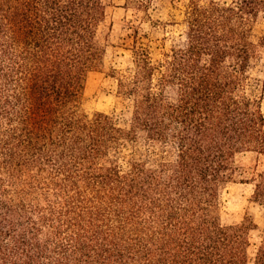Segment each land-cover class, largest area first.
<instances>
[{
    "label": "trees",
    "instance_id": "1",
    "mask_svg": "<svg viewBox=\"0 0 264 264\" xmlns=\"http://www.w3.org/2000/svg\"><path fill=\"white\" fill-rule=\"evenodd\" d=\"M108 3L0 0V264H249L255 225H224L219 195L249 183L264 205V167L240 164L264 157V0H185L166 21L125 0L124 125L82 110Z\"/></svg>",
    "mask_w": 264,
    "mask_h": 264
},
{
    "label": "rangeland",
    "instance_id": "2",
    "mask_svg": "<svg viewBox=\"0 0 264 264\" xmlns=\"http://www.w3.org/2000/svg\"><path fill=\"white\" fill-rule=\"evenodd\" d=\"M106 16L103 26V43L105 55L101 69L87 73L83 89L82 110L88 114L103 112L113 115L118 123L124 125L128 120L126 103L115 95V81L109 76L111 67L121 69L130 64V50L128 44L130 38L127 33L131 32L129 24L137 23L136 15L141 13L128 8L125 0H108ZM185 0H174L175 8L171 6L170 0H152L149 8L150 17L153 20L166 21L169 14L177 15L176 7ZM207 1V0H201ZM140 25L143 32L148 35L147 43L155 57L162 50V43L168 45V41L161 38L164 35L161 29L151 26L147 19H141ZM264 26V20L261 21ZM264 57V53H263ZM264 61V60H263ZM262 77L263 72L256 73ZM261 94V110L264 115V89L259 87ZM240 164L248 169L256 165L257 169L264 167V157L255 160L251 155L240 158ZM252 185L249 183L229 182L220 191V220L224 225H233L242 222L247 217L255 227L249 231L248 257L252 264L254 252L264 234V205L252 200Z\"/></svg>",
    "mask_w": 264,
    "mask_h": 264
}]
</instances>
